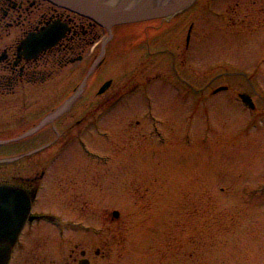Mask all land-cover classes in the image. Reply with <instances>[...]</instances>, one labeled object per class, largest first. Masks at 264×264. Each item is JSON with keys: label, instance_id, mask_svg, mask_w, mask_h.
<instances>
[{"label": "flooded vegetation", "instance_id": "af4514ba", "mask_svg": "<svg viewBox=\"0 0 264 264\" xmlns=\"http://www.w3.org/2000/svg\"><path fill=\"white\" fill-rule=\"evenodd\" d=\"M198 3L199 1L170 17L133 23L136 28L140 27L139 30L124 31L120 29V25L128 26L132 23L114 25L109 29L51 0H0V140H5L0 142V185L17 186L27 192L32 200V218L27 220L22 229L7 264L264 262V177L256 180L257 184L253 189L247 190V185H244V190L238 195L247 209L228 207L221 210L225 212L235 209L238 217L232 220H220L217 217V208L215 211L203 210L200 200L193 208L177 206L168 213L159 210V206L145 219L132 220V216L124 217L117 206L105 205L104 194L101 195L104 191L89 205V192H69L64 189L57 192L58 180L48 174L49 166L57 161L59 151L74 149L79 145L87 158L84 164L86 169L93 167L97 177L103 182L105 168L112 163L117 164V159L107 151L117 150L120 146L117 141V126L120 133L138 129L141 125L147 126L149 135L152 136L151 141L157 143L154 141L156 138L158 144L165 143L169 134V119L167 120L166 116L169 101L167 104L162 89L155 85L164 73L154 72L153 69L161 62L169 61L166 51H172V65L177 72L175 83L188 86L186 89L194 92L190 93L195 103L193 118L198 112L201 113L202 108L206 114L212 110L216 101L210 99V104L208 98L214 97L222 90H231L230 85L226 83L211 87L214 80L210 79L204 86L207 89L211 87V92L203 94L204 86L202 88L196 81L192 83L188 78L179 76L176 65L178 59L185 54L181 49L172 44L156 48L154 46L164 39L173 43L177 41L178 45L185 40L182 47L187 48L194 21L189 24L186 35L173 37L172 40L168 37L171 33L168 28L177 27L178 23L192 18V11L199 6ZM188 10L191 14L179 19L189 12ZM54 24L61 27L62 36L47 48L35 52L33 47L29 46V40ZM176 38H181L180 42ZM142 45H145L147 50L146 60L151 69L150 74L137 72L136 75L139 76L134 74L112 89L114 79L97 77L103 71L102 67L110 55L124 54L123 51ZM97 47L100 48L99 54ZM101 55V60L91 70ZM75 62L80 63L66 70L69 64ZM58 67L62 69L58 70ZM58 71L62 76L60 78L54 76ZM142 87L148 109L142 112L140 117L109 109L125 101ZM79 93L88 103L91 99L97 102L92 109L86 107L77 115L73 106L82 101L79 100ZM241 93L236 94V97L245 107H249L248 111L252 115L247 127L242 129L244 132L246 128L255 125L257 120L264 118V109H258L251 95V105L243 102ZM73 95L77 98L71 104L72 107L59 110L63 100ZM231 96L229 95L228 102H231ZM133 99L130 98L129 101ZM240 113L245 114L244 111ZM197 116L194 126L198 131L197 121L200 116ZM34 128L36 129L32 131ZM260 138L264 143V130ZM100 150L104 151L102 153L105 155L97 152ZM66 161V166H76L74 169L70 168L71 171L81 170L79 164H69V159ZM221 190H224V187ZM42 194L44 196H41ZM197 194L198 197L201 196L199 192ZM134 214L140 212H132V215ZM255 217L260 221H255ZM130 222L133 225L146 224L150 227L149 235L139 232L141 241H147L148 252L144 255L117 253V245L121 243L117 225L126 227ZM249 244L252 248L258 246L256 253L251 257L247 253ZM239 250L242 254L234 256L232 252Z\"/></svg>", "mask_w": 264, "mask_h": 264}, {"label": "rangeland", "instance_id": "374dc122", "mask_svg": "<svg viewBox=\"0 0 264 264\" xmlns=\"http://www.w3.org/2000/svg\"><path fill=\"white\" fill-rule=\"evenodd\" d=\"M198 1L199 6L193 9L192 18L178 23L177 27L168 28V31L173 32L171 35L168 34L172 40L173 37L186 35L189 24L194 21L188 47L183 48L185 40L180 42L181 38H176L181 45H178L177 41L173 43L164 39L154 46L156 48L172 44L185 53L178 59L176 65L180 78H188L192 83L196 81L202 88L206 82L213 79L211 87L226 83L230 85L231 90H222L207 99L210 104V99H215L216 102L208 114L203 108L201 113H197L200 116L197 131L194 120L198 116L194 115L193 118L195 103L191 96L194 92L188 91L186 89L188 86L175 83L177 72L172 65V51H166V58L169 61L161 62L153 69L154 72L164 73L162 78L157 79L155 85L162 89L167 104L169 101L166 110L169 134L165 143L158 144L156 138L154 141L157 143L151 141L152 136L149 135L147 126L141 125L138 129L126 133H120L117 126V141L120 146L117 150H107L117 159V164L112 163L105 168L103 182L97 177L93 167L86 169L84 164L87 158L79 145L74 149L59 151L57 161L49 166L48 171L53 179L58 180L57 192L63 189L69 192L77 190L82 191L81 193L89 192L90 203L87 204L90 205L94 203L92 200H96L101 191H104L105 193L101 195L104 194L105 205L117 206L124 217L132 216V220L145 219L159 206V210L165 213L177 206L193 208L199 200L203 210L215 211L217 208V217L222 221L238 217L233 208H246V204L238 195L244 190V185H247L245 188L247 190L253 189L257 184L256 180L264 177V143L260 138L264 130V118L257 120L255 125L242 132L252 115L248 111L249 107H245L236 94L248 93L254 98L258 109H264V0ZM188 11L179 19L189 16L191 11ZM120 29L139 30L140 27L136 28L132 23L128 26L120 25ZM139 47L125 50L124 54L110 55L105 65H102L103 71L97 77L114 79L112 89L134 74L139 76L136 75L137 72L150 74L146 47L145 45ZM96 50L99 54L100 48L97 47ZM79 63L69 64L65 69L70 70ZM61 69L58 67V70ZM59 72L54 76L62 77ZM167 79L171 81L168 82ZM204 87L203 94H209L211 87L208 89ZM143 88H139L125 101L109 109L121 110L128 115L140 117L142 112L148 109L143 98ZM78 95L81 100L83 98L81 93ZM229 95H232L231 102H228ZM76 98V96L65 98L62 104L70 101L66 108H71ZM130 98L134 99L129 101ZM86 100L82 99L73 106L77 115L86 107L92 109L97 102L91 99L88 103ZM155 103L158 105V102ZM157 110L160 112L158 107ZM242 111L245 114H241ZM97 152L104 154L102 150ZM67 159L69 164H79L81 170L71 171L70 168L74 169L76 166H66ZM223 187L224 190H221ZM228 190H235L233 193L236 195L228 193ZM198 192L201 198L198 197ZM140 195L143 196L139 198ZM99 199L102 200L101 197ZM228 207L233 208L231 211H221ZM137 211L140 214L132 215V212ZM255 218V221H260ZM123 226L117 225L118 238L121 240L117 245V253L144 255L148 252L147 241L145 239L141 241L139 232L149 235L150 227L146 224L133 225L131 222L126 227ZM257 248L258 246L252 248L249 244L247 253L250 257L256 253ZM232 253L234 256L242 254L240 250ZM256 263L264 264L260 260ZM251 264L255 262L252 261Z\"/></svg>", "mask_w": 264, "mask_h": 264}, {"label": "water", "instance_id": "95a60500", "mask_svg": "<svg viewBox=\"0 0 264 264\" xmlns=\"http://www.w3.org/2000/svg\"><path fill=\"white\" fill-rule=\"evenodd\" d=\"M96 22L111 28L115 24L142 21L152 18L169 17L190 6L195 0H51ZM63 31L55 24L40 35L29 40L34 51L45 49L55 43ZM93 65L91 70L97 65ZM107 86V84H106ZM72 98L75 95L71 96ZM251 104V98L242 94ZM70 101L59 107L67 109ZM36 128L32 129L35 130ZM5 140H0L3 142ZM32 200L23 189L7 184L0 185V264H7L12 248L31 212Z\"/></svg>", "mask_w": 264, "mask_h": 264}, {"label": "bare ground", "instance_id": "6f19581e", "mask_svg": "<svg viewBox=\"0 0 264 264\" xmlns=\"http://www.w3.org/2000/svg\"><path fill=\"white\" fill-rule=\"evenodd\" d=\"M117 1H121V2H125L126 0H117ZM132 0L126 1V2H130Z\"/></svg>", "mask_w": 264, "mask_h": 264}]
</instances>
